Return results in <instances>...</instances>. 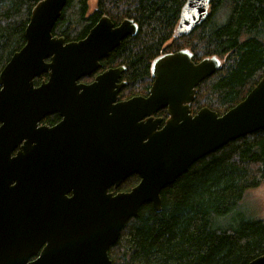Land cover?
<instances>
[{"label":"water","instance_id":"1","mask_svg":"<svg viewBox=\"0 0 264 264\" xmlns=\"http://www.w3.org/2000/svg\"><path fill=\"white\" fill-rule=\"evenodd\" d=\"M65 3L32 7L23 46L0 70V264H111L110 246L143 203L160 211L161 190L193 162L264 129V75L225 113H191L197 86L221 66L217 55L195 62L186 48L165 52L151 62L148 93L123 100L124 65L82 82L138 25L102 15L66 41L52 33ZM209 6L185 0L173 35L198 26ZM54 112L58 123L40 124ZM132 174L133 187L111 191ZM246 264H264V253Z\"/></svg>","mask_w":264,"mask_h":264},{"label":"trees","instance_id":"2","mask_svg":"<svg viewBox=\"0 0 264 264\" xmlns=\"http://www.w3.org/2000/svg\"><path fill=\"white\" fill-rule=\"evenodd\" d=\"M39 0H0V70L24 42L32 7ZM66 0L52 33L66 41L83 38L102 15L116 25L133 19L138 30L126 35L101 60L100 72L124 65L122 98L146 95L152 60L186 48L197 62L217 55L221 66L197 86L191 113L202 107L225 113L241 101L264 75V0H210L207 17L188 33L174 36L185 0ZM94 74L84 76L91 81ZM42 73L34 79L39 84ZM165 119L166 109L156 112ZM57 116L49 115L46 123ZM139 181L127 177L114 192ZM264 183V129L230 140L198 159L160 193L161 209L143 203L110 246L111 264H246L264 253V217L227 214L245 192Z\"/></svg>","mask_w":264,"mask_h":264},{"label":"rangeland","instance_id":"3","mask_svg":"<svg viewBox=\"0 0 264 264\" xmlns=\"http://www.w3.org/2000/svg\"><path fill=\"white\" fill-rule=\"evenodd\" d=\"M95 1L96 0L89 1V11H92L96 3ZM241 212L246 215L264 217V183L248 189L245 192L239 207L236 208L234 212L227 214V218L223 220V223L231 222L235 214Z\"/></svg>","mask_w":264,"mask_h":264},{"label":"flooded vegetation","instance_id":"4","mask_svg":"<svg viewBox=\"0 0 264 264\" xmlns=\"http://www.w3.org/2000/svg\"><path fill=\"white\" fill-rule=\"evenodd\" d=\"M102 60V59H101ZM101 60H100V62H101ZM102 65V64H101ZM99 68H101V67H99ZM99 68L94 72V73H92V74H94V77H95V75L97 74V73H99V72H97L98 70H99ZM107 69V68H106ZM103 71V70H102ZM101 72V71H100ZM91 74V75H92ZM94 77H93V79H94ZM47 79V78H46ZM84 79V78H83ZM92 79V80H93ZM81 80V79H80ZM91 80V81H92ZM82 82H85V83H89V82H91L90 80L89 81H83V80H81ZM121 81V80H120ZM125 85V84H124ZM121 90V89H120ZM123 99H125V98H122L119 94H118V100H123ZM49 115H53V116H57V120L55 121V122H53V123H46L45 121L48 119V116ZM158 116H160V115H158ZM62 117L57 113V112H54V113H50V114H47V115H45L44 117H43V119L40 121V124H45V125H47V126H53V125H55L56 123H58L59 121H60V119H61ZM163 121H164V119H163ZM163 123V122H162ZM111 191H113L112 190V188H111ZM114 192V191H113Z\"/></svg>","mask_w":264,"mask_h":264},{"label":"bare ground","instance_id":"5","mask_svg":"<svg viewBox=\"0 0 264 264\" xmlns=\"http://www.w3.org/2000/svg\"><path fill=\"white\" fill-rule=\"evenodd\" d=\"M194 163V162H193Z\"/></svg>","mask_w":264,"mask_h":264}]
</instances>
